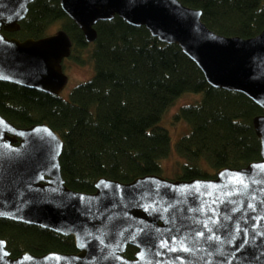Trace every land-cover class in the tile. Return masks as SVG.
Returning <instances> with one entry per match:
<instances>
[{
  "label": "water",
  "instance_id": "obj_1",
  "mask_svg": "<svg viewBox=\"0 0 264 264\" xmlns=\"http://www.w3.org/2000/svg\"><path fill=\"white\" fill-rule=\"evenodd\" d=\"M32 0H0V80L59 94L61 62L72 41L63 28L18 39ZM87 42L115 15L175 43L213 87L245 94L264 108V28L249 37L216 33L201 9L179 0H58ZM260 157L223 166L209 178L147 174L100 176L91 192L65 185L63 141L45 122L16 126L0 114V218L72 235L76 251L11 256L0 237V264H264V113L252 118ZM135 246L132 258L123 255Z\"/></svg>",
  "mask_w": 264,
  "mask_h": 264
},
{
  "label": "trees",
  "instance_id": "obj_2",
  "mask_svg": "<svg viewBox=\"0 0 264 264\" xmlns=\"http://www.w3.org/2000/svg\"><path fill=\"white\" fill-rule=\"evenodd\" d=\"M179 1L201 9L202 21L219 35L249 37L264 28V0ZM54 22L72 41L70 55L80 59V50L88 47L93 74L66 98L0 80V114L16 126L45 122L59 133L60 171L67 187L91 192L100 176L121 182L160 175L171 137L157 122L187 91L202 94L173 115L186 121L188 131L175 142L184 161L172 179L209 178L220 167H239L260 157L252 118L264 108L241 92L209 85L177 44L158 40L143 25L115 15L98 21L96 38L87 42L58 0H32L18 29L3 33L20 40L38 38L49 34ZM0 237L11 256L28 250L76 251L72 235L7 218H0ZM132 249L128 246L126 253Z\"/></svg>",
  "mask_w": 264,
  "mask_h": 264
},
{
  "label": "rangeland",
  "instance_id": "obj_3",
  "mask_svg": "<svg viewBox=\"0 0 264 264\" xmlns=\"http://www.w3.org/2000/svg\"><path fill=\"white\" fill-rule=\"evenodd\" d=\"M58 23L59 22H54L51 24L46 32L49 34L55 32L59 28ZM87 49L88 47H82L80 50V59L72 55L63 57L61 66L63 72L67 76V81L59 92L63 98L68 96L69 91L72 87H74L75 84L88 79L94 72L92 61L87 57ZM201 94L202 93L191 91L183 92L176 97L174 102L166 109L162 116H160L161 118L157 122L158 125L164 127L167 130L169 136L171 137L169 151L167 155L160 161L161 176L167 178L174 177L175 173L179 171L181 163L184 161V158L177 153L174 147L178 137L188 131V124L184 119H174L173 115L179 106L199 100L201 98ZM201 164L204 166V168L211 171V168L206 161L202 160Z\"/></svg>",
  "mask_w": 264,
  "mask_h": 264
},
{
  "label": "flooded vegetation",
  "instance_id": "obj_4",
  "mask_svg": "<svg viewBox=\"0 0 264 264\" xmlns=\"http://www.w3.org/2000/svg\"><path fill=\"white\" fill-rule=\"evenodd\" d=\"M126 246L128 247V246H132V245H126ZM127 247H126V249H125L123 255H124L125 257L132 258V257H133V253L135 252V249H136V248H135V246H132L133 249H132L131 253H130V254H127V253H126V251H127Z\"/></svg>",
  "mask_w": 264,
  "mask_h": 264
}]
</instances>
